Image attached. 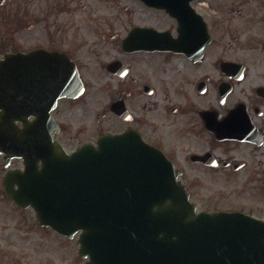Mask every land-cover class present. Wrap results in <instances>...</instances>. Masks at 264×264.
<instances>
[{
  "label": "flooded vegetation",
  "instance_id": "1",
  "mask_svg": "<svg viewBox=\"0 0 264 264\" xmlns=\"http://www.w3.org/2000/svg\"><path fill=\"white\" fill-rule=\"evenodd\" d=\"M0 2V15L18 18L24 52L58 51L76 65L82 93L52 112L65 149L133 133L173 162L194 202L204 181H224L255 191L228 208L264 219V0H188L172 11L142 0ZM5 171L0 264H87L78 235L42 226L5 196Z\"/></svg>",
  "mask_w": 264,
  "mask_h": 264
},
{
  "label": "water",
  "instance_id": "2",
  "mask_svg": "<svg viewBox=\"0 0 264 264\" xmlns=\"http://www.w3.org/2000/svg\"><path fill=\"white\" fill-rule=\"evenodd\" d=\"M41 54L0 59V110L7 119L0 120V152L24 161L23 171L6 176L18 184L14 190L6 182L13 200L32 206L41 223L59 232L82 229L96 250L92 264H264V223L239 225L241 216L224 212L195 214L158 150L140 144L137 155L127 156L117 137H104L97 147L68 155L45 133V123L20 128L15 120L37 116L40 97L52 106L72 88L52 87L55 95L42 96L38 89L53 64L40 59L56 57ZM66 71L73 74L69 66ZM65 81L72 79L66 75Z\"/></svg>",
  "mask_w": 264,
  "mask_h": 264
},
{
  "label": "rangeland",
  "instance_id": "3",
  "mask_svg": "<svg viewBox=\"0 0 264 264\" xmlns=\"http://www.w3.org/2000/svg\"><path fill=\"white\" fill-rule=\"evenodd\" d=\"M13 22L17 21V18H11ZM5 21H3L0 16V50L4 48V44L10 39L12 43L16 44L17 47L27 48L23 46L21 43L20 33L16 27V24H10L11 26H7ZM11 43V42H10ZM3 46V47H2ZM88 81L94 84V81L88 77ZM179 163V162H178ZM190 178V177H188ZM209 185V182L204 181V186L201 190L198 191L199 201L201 202V206H205L203 202H212V204H207L209 207H235L241 206V204L248 202L250 204L251 197L254 195L255 191L250 188L247 189L245 193L241 191L240 188L236 190H232V188L226 184V182L222 181L220 183L217 182L216 185L218 187L214 188H206ZM235 204V205H233Z\"/></svg>",
  "mask_w": 264,
  "mask_h": 264
}]
</instances>
